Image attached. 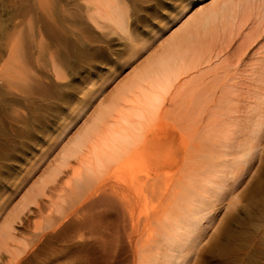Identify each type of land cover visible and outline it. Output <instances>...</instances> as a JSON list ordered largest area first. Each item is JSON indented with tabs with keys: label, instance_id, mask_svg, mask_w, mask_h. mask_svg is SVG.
<instances>
[{
	"label": "rangeland",
	"instance_id": "374dc122",
	"mask_svg": "<svg viewBox=\"0 0 264 264\" xmlns=\"http://www.w3.org/2000/svg\"><path fill=\"white\" fill-rule=\"evenodd\" d=\"M92 1L0 0V230L43 183L100 105L151 56L160 54L188 15L220 0H117L124 10L121 27L92 17ZM228 41H233L232 53L242 39ZM262 46L264 38L256 48ZM249 56V63L256 61ZM246 69L239 73L244 83L249 82ZM161 124L171 126L167 120ZM262 141L259 156L235 189L240 212L236 229L248 232L232 243L212 247L236 213L224 208V202L204 224L201 243L192 249L188 264H264V212L259 218L260 207L251 196L262 179L259 193L264 195ZM137 163L145 164L138 159L123 175L137 172ZM79 168L72 161L57 182L48 185L46 195L24 210L13 224L16 240L9 242L10 252L0 250V264H140L148 248L142 215L155 209L158 201L136 208L145 222L139 221L140 236L138 231L132 234L121 199L109 200L106 184L102 186L108 197L104 191L98 193L103 190L102 178L78 186ZM138 187L133 185L132 191ZM249 200L253 205H247ZM261 205L264 211V201ZM245 211L252 213L247 216Z\"/></svg>",
	"mask_w": 264,
	"mask_h": 264
},
{
	"label": "bare ground",
	"instance_id": "6f19581e",
	"mask_svg": "<svg viewBox=\"0 0 264 264\" xmlns=\"http://www.w3.org/2000/svg\"><path fill=\"white\" fill-rule=\"evenodd\" d=\"M90 5L92 17L124 25L119 1L93 0ZM188 16L160 54L126 77L100 105L43 183L15 208L0 230V250L10 252L9 242L16 240L13 224L37 197L46 195L48 185H54L72 161L80 164L78 186L102 178L103 190L96 188L98 193L104 191V198L111 194L109 200L121 199L132 234H142L138 229L142 214L136 208L158 201L155 209L142 215L148 248L140 264H188L192 249L201 243L204 224L224 202V208L236 213L212 247L232 243L248 232L236 229L240 212L235 189L263 146L264 48L256 47L264 38V0H220ZM240 39L231 53L233 41L228 40ZM249 55L256 61L249 63ZM244 67L250 84L239 80ZM57 69L54 65L59 76ZM164 120L171 122L169 129L161 124ZM138 159L144 160V166L137 163V172L123 175ZM262 180L256 184L257 193H251L260 207L259 218L264 212ZM103 184L109 187L107 196ZM135 184L139 187L132 191ZM128 190L130 194L123 196ZM247 212V216L252 213Z\"/></svg>",
	"mask_w": 264,
	"mask_h": 264
}]
</instances>
